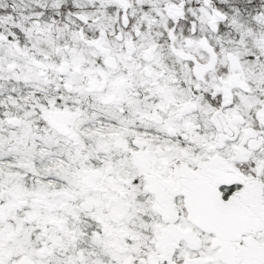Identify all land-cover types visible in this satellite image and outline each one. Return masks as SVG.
Here are the masks:
<instances>
[{"label": "snow or ice", "instance_id": "6c2138e0", "mask_svg": "<svg viewBox=\"0 0 264 264\" xmlns=\"http://www.w3.org/2000/svg\"><path fill=\"white\" fill-rule=\"evenodd\" d=\"M0 264H264V0H0Z\"/></svg>", "mask_w": 264, "mask_h": 264}]
</instances>
